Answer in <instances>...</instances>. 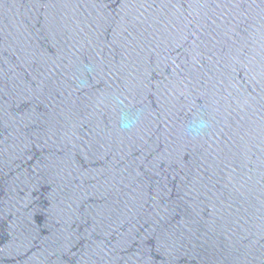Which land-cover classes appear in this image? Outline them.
Returning <instances> with one entry per match:
<instances>
[{
  "label": "water",
  "instance_id": "1",
  "mask_svg": "<svg viewBox=\"0 0 264 264\" xmlns=\"http://www.w3.org/2000/svg\"><path fill=\"white\" fill-rule=\"evenodd\" d=\"M0 264H264V0H0Z\"/></svg>",
  "mask_w": 264,
  "mask_h": 264
},
{
  "label": "clouds",
  "instance_id": "2",
  "mask_svg": "<svg viewBox=\"0 0 264 264\" xmlns=\"http://www.w3.org/2000/svg\"><path fill=\"white\" fill-rule=\"evenodd\" d=\"M141 119V113L135 114L122 113L119 120V127L122 131H131L135 129ZM210 127V122L202 117L191 120L185 127V132L192 138H198L204 135Z\"/></svg>",
  "mask_w": 264,
  "mask_h": 264
}]
</instances>
